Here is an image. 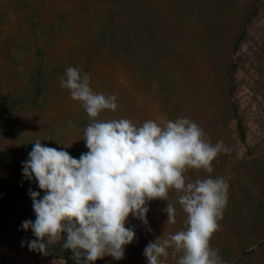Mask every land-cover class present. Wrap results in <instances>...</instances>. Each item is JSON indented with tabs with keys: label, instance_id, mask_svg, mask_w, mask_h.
Segmentation results:
<instances>
[{
	"label": "rangeland",
	"instance_id": "obj_1",
	"mask_svg": "<svg viewBox=\"0 0 264 264\" xmlns=\"http://www.w3.org/2000/svg\"><path fill=\"white\" fill-rule=\"evenodd\" d=\"M68 67L90 76L94 91L117 97L115 112L137 125L186 117L211 143L229 149L212 173L223 177L228 204L211 240L224 264H264V0H0V177L45 194L23 175L37 139L79 159L91 122L60 86ZM69 121L75 125L72 127ZM149 202L148 224L130 216L136 239L125 256L98 264H148L144 249L185 229L174 193ZM27 194L12 198L0 219V264H65L56 252L32 251L22 222L36 219ZM150 229V230H149ZM62 245V242L53 244ZM170 256L167 264H177Z\"/></svg>",
	"mask_w": 264,
	"mask_h": 264
},
{
	"label": "clouds",
	"instance_id": "obj_2",
	"mask_svg": "<svg viewBox=\"0 0 264 264\" xmlns=\"http://www.w3.org/2000/svg\"><path fill=\"white\" fill-rule=\"evenodd\" d=\"M59 83L91 121L83 135L88 151L77 159L39 139L32 143L23 175L34 177L45 194L29 190L36 216L22 222L36 237L27 242L29 249L47 255L49 245L62 242L77 264H95L105 256L121 260L136 239L134 228L125 226L129 217L147 225L148 204L160 199L169 202L167 224H175L174 193L186 227L150 241L144 249L148 264H167L170 249L173 259L181 254L177 264H224L211 240L220 229L229 185L223 177L193 181L187 173H212L213 161L229 152L227 146L211 143L186 117L140 125L127 118L101 119L106 110H117V97L94 91L89 74L76 67H68Z\"/></svg>",
	"mask_w": 264,
	"mask_h": 264
},
{
	"label": "trees",
	"instance_id": "obj_3",
	"mask_svg": "<svg viewBox=\"0 0 264 264\" xmlns=\"http://www.w3.org/2000/svg\"><path fill=\"white\" fill-rule=\"evenodd\" d=\"M29 190H31L29 185L15 184L0 177V219L7 214L12 198L27 194ZM50 251H56L65 260V264H77L71 250L64 249L62 245H49L48 252ZM95 264H98V262H95Z\"/></svg>",
	"mask_w": 264,
	"mask_h": 264
}]
</instances>
